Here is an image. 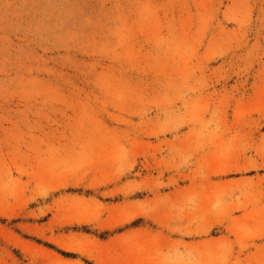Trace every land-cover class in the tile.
<instances>
[{"label":"rangeland","instance_id":"374dc122","mask_svg":"<svg viewBox=\"0 0 264 264\" xmlns=\"http://www.w3.org/2000/svg\"><path fill=\"white\" fill-rule=\"evenodd\" d=\"M0 264H264V0H0Z\"/></svg>","mask_w":264,"mask_h":264}]
</instances>
